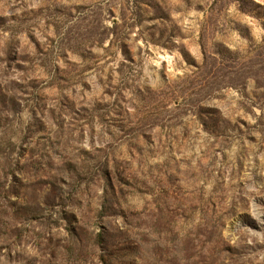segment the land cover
<instances>
[{"label": "rangeland", "instance_id": "374dc122", "mask_svg": "<svg viewBox=\"0 0 264 264\" xmlns=\"http://www.w3.org/2000/svg\"><path fill=\"white\" fill-rule=\"evenodd\" d=\"M0 264H264V0H0Z\"/></svg>", "mask_w": 264, "mask_h": 264}]
</instances>
